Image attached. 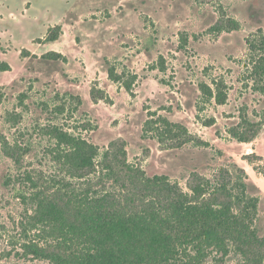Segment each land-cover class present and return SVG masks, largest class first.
<instances>
[{
	"label": "rangeland",
	"instance_id": "obj_1",
	"mask_svg": "<svg viewBox=\"0 0 264 264\" xmlns=\"http://www.w3.org/2000/svg\"><path fill=\"white\" fill-rule=\"evenodd\" d=\"M66 5L74 11L64 34L45 41L50 26L62 24ZM87 6L91 11L77 16L75 9ZM235 22L237 29H215ZM260 29L264 32V0H0V60L12 68L0 71V264H54L27 248L31 242L49 246L50 239L35 221L27 172L47 176L40 184L48 186L52 175L61 178L63 171L50 153L54 142L42 129L50 124L72 129L101 152L126 140L129 162L149 176L168 175L185 192L192 172L216 179L227 169L237 180L239 168H245L248 194L260 199L257 225L264 235V157L255 163L244 159L253 147L264 153V127L251 143L228 134L243 109L253 115L264 108V97L252 90L248 77V41L258 40ZM52 51L66 59L44 57ZM111 65L124 74L121 82L110 79ZM132 74L137 79L129 92L124 82ZM215 80L228 86L224 105L201 89ZM95 86L109 100L95 101ZM70 94L81 96L82 104ZM149 112L187 126L190 140L178 147V141L144 137ZM198 139L211 145H199ZM235 260L210 258L204 264Z\"/></svg>",
	"mask_w": 264,
	"mask_h": 264
},
{
	"label": "trees",
	"instance_id": "obj_2",
	"mask_svg": "<svg viewBox=\"0 0 264 264\" xmlns=\"http://www.w3.org/2000/svg\"><path fill=\"white\" fill-rule=\"evenodd\" d=\"M237 28L235 22L215 29ZM259 32L258 40L248 41L252 66L248 77L253 81L252 90L264 97V32ZM62 34V25H55L45 41H57ZM186 40L183 35L182 47ZM44 57L66 59L55 51ZM164 62L161 56L162 67ZM11 69L9 62L0 60V71ZM108 74L115 83L124 77L115 65L108 68ZM136 79L137 74H132L125 80L129 92ZM213 84H201L204 95L219 105L226 104L227 84L220 80ZM91 93L95 101L109 100L108 93L96 86ZM69 96L82 104L81 96ZM263 127L264 108L253 115L243 109L240 121L228 128V134L238 142L251 143ZM42 129L53 140L50 153L63 171L61 178L52 175L48 186L40 184L47 176L36 178L27 172L30 197L36 205L35 221L50 234L49 246L27 244L30 253L54 264H204L210 258L225 263L232 257L236 264H264V235L257 225L260 199L248 194L245 168H239L237 180L227 169L216 179L192 172L189 192H185L168 175L149 176L144 168L129 162L127 142L122 138L101 152L99 145L72 129L57 124ZM143 135L156 137L160 143L178 141V147L190 140L187 126L157 112H149ZM244 159L255 163L263 156L253 152ZM260 172L264 175V170Z\"/></svg>",
	"mask_w": 264,
	"mask_h": 264
},
{
	"label": "crops",
	"instance_id": "obj_3",
	"mask_svg": "<svg viewBox=\"0 0 264 264\" xmlns=\"http://www.w3.org/2000/svg\"><path fill=\"white\" fill-rule=\"evenodd\" d=\"M81 1H85L86 3H89V2H92V1H94V0H79V2H81ZM68 4V3H67ZM65 10H64V12H63V21H62V24H60V25H62V28L64 29V27H65V23H66V19H67V16L71 13V12H73L74 10H73V8L71 7V6H68V5H66L65 7ZM88 11H91V10H89V7L87 6V7H84V9H75V12H76V14H77V16L78 15H81V14H85V13H87ZM57 25V24H56ZM51 27H53V26H50V28ZM49 30V29H48ZM63 34H64V30H63ZM62 34V35H63ZM62 37V36H61ZM60 37V38H61ZM40 39H43V38H40ZM45 39V38H44ZM253 151H256V153L258 154V155H261V156H263L264 157V153H263V151L260 149V147H253L252 149H251V152H249V153H252ZM254 170V169H253ZM248 171V170H247ZM255 171V170H254ZM255 173V172H254ZM255 175V177H257V178H259V179H261V176L260 175H257L256 173L254 174Z\"/></svg>",
	"mask_w": 264,
	"mask_h": 264
}]
</instances>
